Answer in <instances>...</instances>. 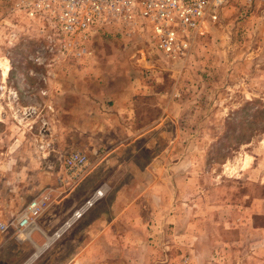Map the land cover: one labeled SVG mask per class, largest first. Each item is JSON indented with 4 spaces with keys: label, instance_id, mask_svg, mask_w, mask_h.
I'll list each match as a JSON object with an SVG mask.
<instances>
[{
    "label": "rangeland",
    "instance_id": "obj_1",
    "mask_svg": "<svg viewBox=\"0 0 264 264\" xmlns=\"http://www.w3.org/2000/svg\"><path fill=\"white\" fill-rule=\"evenodd\" d=\"M148 34L102 27L76 56L0 0V264H66L82 246L83 264H264V1H230L183 57ZM100 215L107 231L88 233Z\"/></svg>",
    "mask_w": 264,
    "mask_h": 264
},
{
    "label": "built area",
    "instance_id": "obj_2",
    "mask_svg": "<svg viewBox=\"0 0 264 264\" xmlns=\"http://www.w3.org/2000/svg\"><path fill=\"white\" fill-rule=\"evenodd\" d=\"M12 8L39 23L53 46L65 49L84 46L85 52L92 32L99 28L121 26L126 34L144 29L153 44L167 57H183L205 31L207 23L215 22L222 8L238 0H9ZM240 1V0H239ZM250 3L253 0H242ZM264 1V0H262ZM88 164L86 154L70 152L64 159V170L78 178ZM93 192L55 232L58 237L94 205L102 196ZM46 206V199L35 198L11 223L18 230L32 229L35 219ZM6 225H1V227ZM28 235V234H26Z\"/></svg>",
    "mask_w": 264,
    "mask_h": 264
},
{
    "label": "crops",
    "instance_id": "obj_3",
    "mask_svg": "<svg viewBox=\"0 0 264 264\" xmlns=\"http://www.w3.org/2000/svg\"><path fill=\"white\" fill-rule=\"evenodd\" d=\"M107 222L104 221V216L100 215L97 217V219L95 221H93L92 225H90L88 227V233L92 230V229H97V228H103V232L107 231V226H106ZM35 241H40L41 237L36 233V232H30L28 233ZM92 248L88 247V246H82V248L77 249L76 253H75V257L72 258L70 260V262L66 263V264H83L82 263V259L80 258L81 255L83 254H89L92 255Z\"/></svg>",
    "mask_w": 264,
    "mask_h": 264
},
{
    "label": "bare ground",
    "instance_id": "obj_4",
    "mask_svg": "<svg viewBox=\"0 0 264 264\" xmlns=\"http://www.w3.org/2000/svg\"><path fill=\"white\" fill-rule=\"evenodd\" d=\"M38 250H40V247L38 248ZM36 253H38V252H36Z\"/></svg>",
    "mask_w": 264,
    "mask_h": 264
}]
</instances>
